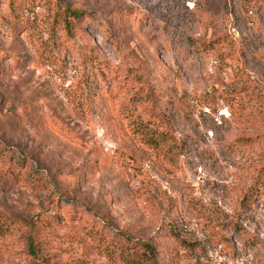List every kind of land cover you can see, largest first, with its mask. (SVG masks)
Here are the masks:
<instances>
[{
  "label": "rangeland",
  "instance_id": "rangeland-1",
  "mask_svg": "<svg viewBox=\"0 0 264 264\" xmlns=\"http://www.w3.org/2000/svg\"><path fill=\"white\" fill-rule=\"evenodd\" d=\"M66 1L71 35L55 0H0V264H127L85 221L162 264H264V0ZM41 213L63 222L36 255Z\"/></svg>",
  "mask_w": 264,
  "mask_h": 264
},
{
  "label": "trees",
  "instance_id": "trees-1",
  "mask_svg": "<svg viewBox=\"0 0 264 264\" xmlns=\"http://www.w3.org/2000/svg\"><path fill=\"white\" fill-rule=\"evenodd\" d=\"M58 4V10L55 11L53 22L54 24L63 23V28L65 31L71 35L73 30L78 26V20L83 14V10L79 9L72 4L68 3L66 0H55ZM151 118L145 119L141 113L133 115L131 126L134 132L146 143L157 146L160 144H165L168 142L167 131L160 129ZM12 151V150H9ZM8 149L0 146V155H7ZM13 156V155H11ZM17 159L24 163L23 168L29 169V175L32 180H42L43 174L36 168L34 162L28 160L27 157L16 155ZM27 158V159H26ZM260 190L259 185L251 187L246 193L244 200L251 199L254 192ZM59 199L65 198L68 200L63 192H58ZM86 209L93 211V209L86 205ZM57 220V221H56ZM33 228H30L28 232L29 239V250L33 254L41 255V247L38 244L42 243L46 239H42V233H45L44 238H49V235H56L55 228L52 224H58V221L63 222L60 215H48V214H38L32 220ZM105 223L107 224L105 218ZM105 226V225H104ZM104 226L96 227L94 223L89 224L86 221L82 225V231L92 238V240L100 246L101 251L105 253L110 258L120 259L127 264H162L160 260V253L157 246L148 239L133 238L132 236L126 235L124 233L108 232L104 230ZM112 227V225H111ZM8 231L18 230L19 227L15 226V221L10 220L6 224ZM28 229V227H27ZM26 229V230H27ZM22 230V229H21ZM41 262V261H37Z\"/></svg>",
  "mask_w": 264,
  "mask_h": 264
}]
</instances>
